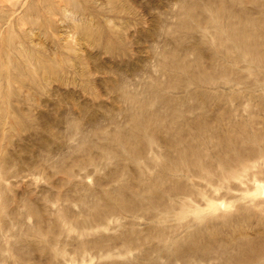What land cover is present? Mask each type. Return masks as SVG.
I'll return each instance as SVG.
<instances>
[{
	"label": "rangeland",
	"instance_id": "obj_1",
	"mask_svg": "<svg viewBox=\"0 0 264 264\" xmlns=\"http://www.w3.org/2000/svg\"><path fill=\"white\" fill-rule=\"evenodd\" d=\"M0 264H264V0H0Z\"/></svg>",
	"mask_w": 264,
	"mask_h": 264
},
{
	"label": "bare ground",
	"instance_id": "obj_2",
	"mask_svg": "<svg viewBox=\"0 0 264 264\" xmlns=\"http://www.w3.org/2000/svg\"><path fill=\"white\" fill-rule=\"evenodd\" d=\"M186 8V7H185ZM184 9V8H183ZM190 11V10H189ZM186 12V11H185ZM197 14V13H196ZM198 15V14H197ZM196 15V16H197ZM190 16H191V14H190ZM194 18V17H193ZM196 19V18H195ZM190 34V33H189ZM197 34V33H196ZM210 34V33H209ZM216 35V34H215ZM217 36V35H216ZM176 37V36H175ZM206 37V36H205ZM181 38V37H180ZM194 39V38H193ZM216 39V38H215ZM217 39H218V37H217ZM243 39V38H242ZM214 40V39H213ZM178 43V42H177ZM179 45V44H178ZM185 45V44H184ZM180 47V46H179ZM183 49V48H182ZM218 54V53H217ZM199 62V61H198ZM203 62V61H202ZM214 64V63H213ZM198 65H199V63H198ZM203 69V68H202ZM205 72V71H204ZM197 83V82H196ZM188 94V93H187ZM190 102V101H189ZM188 102V103H189ZM235 137V136H234ZM236 139V138H235Z\"/></svg>",
	"mask_w": 264,
	"mask_h": 264
}]
</instances>
